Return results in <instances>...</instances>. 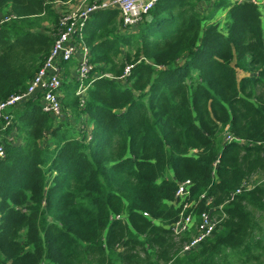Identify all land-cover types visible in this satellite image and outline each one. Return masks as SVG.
<instances>
[{
  "label": "trees",
  "instance_id": "1",
  "mask_svg": "<svg viewBox=\"0 0 264 264\" xmlns=\"http://www.w3.org/2000/svg\"><path fill=\"white\" fill-rule=\"evenodd\" d=\"M54 1L0 0V18L14 15L0 25V101L49 54ZM261 5L159 0L134 28L117 9L91 13L77 30L92 65L84 101L75 79L61 95L74 119L44 112L39 95L0 118V264H264ZM60 64L67 75L75 61ZM185 179L191 199L213 196L225 217L180 253L189 235L169 226Z\"/></svg>",
  "mask_w": 264,
  "mask_h": 264
},
{
  "label": "built area",
  "instance_id": "2",
  "mask_svg": "<svg viewBox=\"0 0 264 264\" xmlns=\"http://www.w3.org/2000/svg\"><path fill=\"white\" fill-rule=\"evenodd\" d=\"M159 0H55V12L57 13V23L53 25L51 35L53 45L49 54L43 60L40 67L28 81L24 91L12 94L5 100L0 101V118L8 122L7 110L15 104L39 95L41 109L56 117L64 115L61 104V87L64 81V69L61 62L74 60V72L69 79H75L78 83L75 94L79 96L81 105L83 97L87 91L85 79L88 77L92 65L90 63L89 48L81 41L77 32L83 22L91 13L103 9H117L118 19L123 27L134 28L148 14ZM254 2L262 0H252ZM14 18V15H5L0 18V25ZM130 67H126L124 75ZM120 77V78H122ZM225 141L240 139L231 134H224ZM4 150L0 144V156ZM190 179L177 182V188L171 204L179 208L178 218L169 226L174 237L180 239L184 234L189 238L184 240L180 247V253L190 252L196 249L199 244L208 237H211L225 214H215L216 208L221 209L222 205L214 206L213 196H206L205 193L199 195L198 199H191ZM252 187V182L244 181L242 185L232 191L226 201L232 200L235 195L241 193L243 189ZM203 200L205 208L195 214V207L199 201ZM147 215V213H144Z\"/></svg>",
  "mask_w": 264,
  "mask_h": 264
},
{
  "label": "rangeland",
  "instance_id": "3",
  "mask_svg": "<svg viewBox=\"0 0 264 264\" xmlns=\"http://www.w3.org/2000/svg\"><path fill=\"white\" fill-rule=\"evenodd\" d=\"M261 12H262V14H263V18H264V8H263V6L261 5ZM42 26L44 27V29L43 30H47V32H52V27H48V24L47 23H43L42 24ZM67 75L66 74H64L65 76H64V81H63V91H62V94H64L65 93V89H68L69 87H67L68 85H70V84H72V83H75L74 82V80H71L70 79V81H69V79H68V77H69V70H67ZM64 109V108H63ZM67 110V111H66ZM64 109V115H66V113H71V111L69 110V109ZM71 118L72 119H74V115H72V113H71ZM79 121V120H78ZM10 136H13V135H15V131H12L10 134H9ZM223 137H224V134H223ZM258 176L257 175H254L253 177H251V179H250V181L252 182V181H256V180H258V178H257Z\"/></svg>",
  "mask_w": 264,
  "mask_h": 264
},
{
  "label": "crops",
  "instance_id": "4",
  "mask_svg": "<svg viewBox=\"0 0 264 264\" xmlns=\"http://www.w3.org/2000/svg\"><path fill=\"white\" fill-rule=\"evenodd\" d=\"M262 1H264V0H262ZM200 5V7H201V9L203 10L204 8L206 9V8H210L211 7V3H209V2H205V1H203V2H201V4H199ZM119 20V19H118ZM66 69V71L67 70H69V74H72L73 72H74V67L73 66H66L65 67ZM68 73V72H67ZM64 74H65V72H64ZM70 76V75H69ZM68 79H69V77H68ZM69 81H70V79H69Z\"/></svg>",
  "mask_w": 264,
  "mask_h": 264
},
{
  "label": "bare ground",
  "instance_id": "5",
  "mask_svg": "<svg viewBox=\"0 0 264 264\" xmlns=\"http://www.w3.org/2000/svg\"><path fill=\"white\" fill-rule=\"evenodd\" d=\"M95 12H96V11H95ZM91 15H92V14H91ZM4 23H5V22H4ZM84 26H85V25H84ZM79 30H80V29H79ZM82 31H83V30H82ZM81 34H82V33H81ZM82 36H83V35H82ZM81 38H82V37H81ZM81 38H80V39H81ZM83 42H84V41H83ZM61 63H62V62H61ZM63 65H64V64H63ZM90 71H91V70H90ZM88 76H89V75H88ZM108 76H109V75H108ZM87 78H88V77H87ZM87 84H88V83H87ZM87 88H88V87H87ZM36 98H37V97H36ZM31 100H32V99H31ZM27 101H28V100H27ZM39 103H40V102H39ZM16 106H17V105H16ZM11 109H12V108H11ZM7 114H8V113H7ZM8 115H10V114H8ZM0 120H1V119H0ZM2 120H3V119H2ZM2 120H1V121H2ZM10 122H11V121H10ZM10 122H9V123H10ZM4 125H5V124H4ZM235 141H236V140H235ZM176 188H177V187H176ZM191 188H192V187H191ZM191 193H192V192L190 191V194H191ZM239 194H240V193H239ZM192 195H193V193H192ZM192 195H191V196H192ZM205 195H206V194H205ZM193 197H195V196L193 195ZM194 199H195V198H194ZM198 204H199V203H198ZM196 206H197V205H196ZM197 208H198V207H197ZM218 210H219V209H218ZM196 213H197V212H196ZM196 213H195V214H196ZM185 235H186V234H185ZM187 235H188V234H187ZM187 235H186V237H187ZM182 237H184V236H182ZM188 238H189V237H188ZM205 240H206V239H205ZM202 242H203V241H202ZM200 244H202V243H200ZM191 252H192V251H191ZM181 255H182V254H181Z\"/></svg>",
  "mask_w": 264,
  "mask_h": 264
},
{
  "label": "water",
  "instance_id": "6",
  "mask_svg": "<svg viewBox=\"0 0 264 264\" xmlns=\"http://www.w3.org/2000/svg\"><path fill=\"white\" fill-rule=\"evenodd\" d=\"M150 18H151V17H150L149 14H147V15L144 17L145 20H149Z\"/></svg>",
  "mask_w": 264,
  "mask_h": 264
}]
</instances>
